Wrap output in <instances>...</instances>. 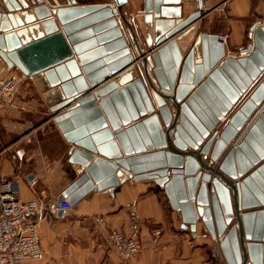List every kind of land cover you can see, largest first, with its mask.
<instances>
[{"label":"water","instance_id":"water-1","mask_svg":"<svg viewBox=\"0 0 264 264\" xmlns=\"http://www.w3.org/2000/svg\"><path fill=\"white\" fill-rule=\"evenodd\" d=\"M163 3L125 14L122 0H0V59L68 144L58 207L151 181L222 264H264V12L248 55L231 57L203 31L201 0L186 15Z\"/></svg>","mask_w":264,"mask_h":264},{"label":"crops","instance_id":"crops-1","mask_svg":"<svg viewBox=\"0 0 264 264\" xmlns=\"http://www.w3.org/2000/svg\"><path fill=\"white\" fill-rule=\"evenodd\" d=\"M67 5V0H43ZM123 13L141 11L144 0H122ZM100 0H77L78 4ZM206 25L203 31L225 36L226 51L249 43L250 26L261 20L262 0H201ZM164 11L186 15L198 9V0H164ZM40 50V49H39ZM39 53H45L43 49ZM3 65L0 62V67ZM17 73L19 85L9 105L0 104V184L13 180L23 201L33 198L55 200L69 184L74 167L67 161L68 144L58 129L47 120L46 108L29 78ZM140 219L142 250L129 260L119 258L108 244V229L130 230L129 215ZM104 217L106 227L95 222ZM42 260L32 264H222L214 243L201 226L197 235L181 227L178 212L173 211L163 190L151 181L133 180L101 191H93L62 215L40 213L37 216ZM158 231L156 239L155 233Z\"/></svg>","mask_w":264,"mask_h":264},{"label":"built area","instance_id":"built-area-1","mask_svg":"<svg viewBox=\"0 0 264 264\" xmlns=\"http://www.w3.org/2000/svg\"><path fill=\"white\" fill-rule=\"evenodd\" d=\"M263 4H264V0ZM225 44V36H219ZM231 57L248 55L247 47L240 46L226 51ZM0 62L2 60L0 59ZM3 63V62H2ZM6 66L0 67V104L9 105L18 89L17 73H6ZM71 210L66 201L58 207L55 200L43 201L33 198L23 201L19 197L18 184L13 180H5L0 184V264H32L42 260L44 253L38 231L37 216L40 213L55 214L58 209ZM95 222L106 227L104 217H96ZM130 230L126 233L119 229H108L106 239L120 259L129 260L137 257L142 250L139 239L140 219L136 212L129 215ZM158 236L155 233L154 239ZM177 264H196L182 261Z\"/></svg>","mask_w":264,"mask_h":264},{"label":"rangeland","instance_id":"rangeland-1","mask_svg":"<svg viewBox=\"0 0 264 264\" xmlns=\"http://www.w3.org/2000/svg\"><path fill=\"white\" fill-rule=\"evenodd\" d=\"M107 1V0H100V2Z\"/></svg>","mask_w":264,"mask_h":264}]
</instances>
